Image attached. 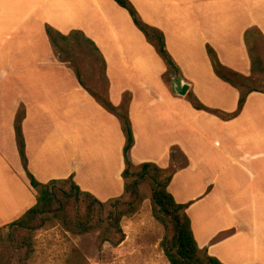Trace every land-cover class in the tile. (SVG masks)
Here are the masks:
<instances>
[{"label":"crops","instance_id":"0c3cea01","mask_svg":"<svg viewBox=\"0 0 264 264\" xmlns=\"http://www.w3.org/2000/svg\"><path fill=\"white\" fill-rule=\"evenodd\" d=\"M128 1L162 32L180 72L177 80L189 85L185 96L174 92L173 78L166 86V64L114 0H0V226L36 202L26 169L41 183L73 175L100 201L123 192L125 138L118 118L53 58L49 25L63 35L82 32L93 42L105 62L113 105L130 95L132 164L166 169L172 148L185 156L168 190L188 204L198 246L223 264H264V93L248 94L230 120L186 100L190 92L209 108L236 109L240 89L216 75L207 48L223 66L249 76L248 32L256 30L264 41V0ZM227 90H233V107L222 106ZM20 112L26 168L14 129Z\"/></svg>","mask_w":264,"mask_h":264},{"label":"trees","instance_id":"16d2710c","mask_svg":"<svg viewBox=\"0 0 264 264\" xmlns=\"http://www.w3.org/2000/svg\"><path fill=\"white\" fill-rule=\"evenodd\" d=\"M114 1L126 9L134 24L160 54L167 66L165 73L172 71L171 79H178L179 69L165 48L162 32L144 23L128 0ZM46 34L54 45L55 36L67 40L70 35L79 34L93 46L100 56L102 72L106 80V85L102 88L97 84L85 83L82 75L87 71V67L72 61L80 86L118 118L120 129L125 138L123 146L125 166L121 172L123 192L117 197L100 201L91 193L83 191L75 182L73 175L41 183L26 169L30 186L36 192V202L18 219L5 227H0V264H29L35 252V233L48 224L59 225L63 231L75 236L94 235L98 250H101L104 244L116 247L125 238L121 226L122 219L136 214L146 199L150 201L153 218L160 223L164 230L159 247L169 264H223L217 258L209 255L206 248L198 246L192 232L191 220L186 212L188 204L178 203L168 190L176 168L164 169L152 162L134 165L130 161L129 152L134 145V135L128 107L123 102L119 106L111 103L108 94L106 66L97 47L79 31L63 35L46 27ZM207 52L214 71L219 77L225 79L222 75L225 72L236 75L218 61L211 48L208 47ZM251 92L264 93V89L249 88L240 91L237 107L233 112L209 108L190 92L187 97L194 109L206 111L223 120H230L240 114L246 98ZM22 119L23 114L20 112L15 119L14 129L18 152L22 164L26 168L24 139L21 130ZM174 149L176 148H172L170 152L171 158Z\"/></svg>","mask_w":264,"mask_h":264},{"label":"rangeland","instance_id":"374dc122","mask_svg":"<svg viewBox=\"0 0 264 264\" xmlns=\"http://www.w3.org/2000/svg\"><path fill=\"white\" fill-rule=\"evenodd\" d=\"M171 10L172 8L169 9L168 14ZM139 17L141 19L140 15ZM46 27L52 28L51 26L46 25L45 30ZM136 27L138 28V26ZM138 30L140 29L138 28ZM55 38V45L52 42L51 43L53 48V58L56 61L65 65L74 72L75 67L72 61L74 60L78 65L87 67V71L84 75H82V79L85 83L90 85L97 84L100 88L106 85V80L102 72V62L100 60V56L93 49L91 44L87 43L79 34L70 35L67 40H62L58 36H55ZM248 40L251 42L250 56L252 58V72L250 75L242 76L239 74L237 75V73L235 75L233 73L225 72L222 73L225 79L220 77L223 82L230 85L232 88L238 87L240 91H244L249 88L264 89V41L256 30H250L248 32ZM154 50L161 58L155 47ZM168 54L172 58L170 52H168ZM214 54L216 53L214 52ZM216 58L218 59L217 56ZM171 77H173L172 71L165 73L162 76V80L167 87H169L171 82L169 79H171ZM106 78L108 79L107 76ZM203 85L206 84L203 83ZM225 92L226 98H220L223 100L222 106L232 105L231 107H233V105H235L233 90H227ZM208 94L213 95L210 91H208ZM186 100L189 102L188 97H186ZM129 101L130 95H124L122 102L128 105ZM98 105L106 109L100 103H98ZM262 121L264 124V117H262ZM262 128L263 130L261 131L264 133V125H262ZM91 141L96 143L93 138H91ZM109 148L113 151V145ZM92 149L96 150V148L93 147ZM93 150L92 159L98 160L99 153ZM112 155L116 156V153ZM105 162L107 161H103L109 169L104 171L109 174L112 172L110 170V163ZM185 164L186 158L182 152L179 149L173 150V157L171 158L169 168H178L184 166ZM261 214L263 215L264 212H261ZM261 221L263 222V220ZM5 226L7 225L0 227ZM121 226L125 234L124 241L116 247L104 244L102 249L98 250L95 245L94 235L87 234L75 236L63 231L59 225L48 224L35 233V252L29 264H169L159 247L164 230L160 223H158L152 216L149 199L144 200L139 211L132 217L123 218ZM262 248L264 249V245Z\"/></svg>","mask_w":264,"mask_h":264},{"label":"water","instance_id":"95a60500","mask_svg":"<svg viewBox=\"0 0 264 264\" xmlns=\"http://www.w3.org/2000/svg\"><path fill=\"white\" fill-rule=\"evenodd\" d=\"M172 87H173L174 92L177 95L185 96L187 91H188L189 85L187 83H182L181 81L177 80L176 78H173L172 79Z\"/></svg>","mask_w":264,"mask_h":264}]
</instances>
